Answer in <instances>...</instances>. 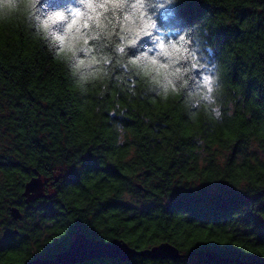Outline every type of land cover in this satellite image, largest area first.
<instances>
[{"label":"trees","instance_id":"trees-1","mask_svg":"<svg viewBox=\"0 0 264 264\" xmlns=\"http://www.w3.org/2000/svg\"><path fill=\"white\" fill-rule=\"evenodd\" d=\"M89 2L104 7L84 23L117 39L125 0ZM174 10L161 15L192 29L217 63L219 120L204 105L191 117L182 91L149 92L111 43L108 74L84 91L69 56H54L22 13L0 19V264L53 257L79 227L138 249L167 241L183 256L76 264H264V0H180ZM36 172L45 191L27 203Z\"/></svg>","mask_w":264,"mask_h":264},{"label":"clouds","instance_id":"clouds-1","mask_svg":"<svg viewBox=\"0 0 264 264\" xmlns=\"http://www.w3.org/2000/svg\"><path fill=\"white\" fill-rule=\"evenodd\" d=\"M52 2L0 0V19L22 13L54 56H69L68 67L82 90L87 91L85 85L89 81L108 74L115 55L119 57L116 64L125 72L131 70L141 76L149 92L167 99L182 91L186 107L192 110L191 117L201 105L211 117H222L217 63L201 55L203 49L195 43L192 29L183 24L173 28L170 18L161 15L165 9H172L171 15L175 16L174 6L180 0H125L115 5L122 21V34L118 32L115 40L103 25L97 31L84 23L90 20V12L94 18L96 9L104 5H93L89 0H62L63 6L54 8L50 6ZM109 16H116V12L110 11ZM102 34L108 40L102 41ZM108 43L112 44L114 55L103 53ZM207 51L211 53L212 49ZM196 59L198 65L192 63Z\"/></svg>","mask_w":264,"mask_h":264},{"label":"water","instance_id":"water-1","mask_svg":"<svg viewBox=\"0 0 264 264\" xmlns=\"http://www.w3.org/2000/svg\"><path fill=\"white\" fill-rule=\"evenodd\" d=\"M45 189V181L36 172L26 184L23 192L27 203L35 201ZM10 214L15 220L22 218V212L17 206L10 208ZM135 256L159 259H177L183 256L180 250L170 242H161L152 247L138 249L132 247L124 240L114 239L105 241L103 239L91 238L82 231L80 227L75 233L69 246L57 252L50 258H35L26 264H76L94 258H120L129 261ZM206 258H212L211 254H204Z\"/></svg>","mask_w":264,"mask_h":264},{"label":"rangeland","instance_id":"rangeland-1","mask_svg":"<svg viewBox=\"0 0 264 264\" xmlns=\"http://www.w3.org/2000/svg\"><path fill=\"white\" fill-rule=\"evenodd\" d=\"M44 181H46V180L44 179ZM46 184H47V182H45V187H46ZM44 191H45V189H44Z\"/></svg>","mask_w":264,"mask_h":264}]
</instances>
